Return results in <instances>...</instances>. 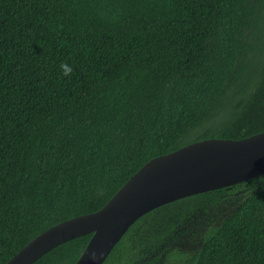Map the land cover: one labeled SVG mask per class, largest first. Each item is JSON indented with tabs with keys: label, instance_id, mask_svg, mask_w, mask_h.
I'll use <instances>...</instances> for the list:
<instances>
[{
	"label": "trees",
	"instance_id": "trees-1",
	"mask_svg": "<svg viewBox=\"0 0 264 264\" xmlns=\"http://www.w3.org/2000/svg\"><path fill=\"white\" fill-rule=\"evenodd\" d=\"M263 131L264 0H0V264L153 158ZM103 264H264V175L152 210Z\"/></svg>",
	"mask_w": 264,
	"mask_h": 264
},
{
	"label": "water",
	"instance_id": "water-1",
	"mask_svg": "<svg viewBox=\"0 0 264 264\" xmlns=\"http://www.w3.org/2000/svg\"><path fill=\"white\" fill-rule=\"evenodd\" d=\"M264 175V131L243 139L210 138L146 163L99 211L44 231L6 264H34L57 246L93 233L76 264H103L142 216L192 195Z\"/></svg>",
	"mask_w": 264,
	"mask_h": 264
},
{
	"label": "clouds",
	"instance_id": "clouds-1",
	"mask_svg": "<svg viewBox=\"0 0 264 264\" xmlns=\"http://www.w3.org/2000/svg\"><path fill=\"white\" fill-rule=\"evenodd\" d=\"M61 71L63 73L64 76H70L71 75V68L67 65V63H62L60 65Z\"/></svg>",
	"mask_w": 264,
	"mask_h": 264
}]
</instances>
